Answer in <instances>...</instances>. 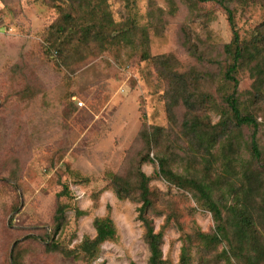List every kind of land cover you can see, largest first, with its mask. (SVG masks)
<instances>
[{
  "label": "rangeland",
  "instance_id": "374dc122",
  "mask_svg": "<svg viewBox=\"0 0 264 264\" xmlns=\"http://www.w3.org/2000/svg\"><path fill=\"white\" fill-rule=\"evenodd\" d=\"M229 5L243 42L264 45V0ZM232 37L217 0H0V264H148L138 168L150 178L147 217L164 233L165 264H180L186 247L189 264H237L243 249L227 241L208 249L197 238L214 230L213 216L193 191L160 173L157 155L175 172L203 177L228 204L236 202L233 183L258 175L254 229L264 242V95L256 96V76L241 71L238 90L241 109L259 123L260 160L248 145L253 127L230 124V137H240L236 153L223 138L210 157L189 148L183 103L172 116L167 110L184 89L172 73H184L213 98L196 114L220 130V91L230 88L224 46ZM155 127L162 133L154 160L142 162V133ZM226 152L239 157L232 172L224 170ZM116 177L131 184L128 198L117 195ZM107 216L116 234L89 258L81 245ZM52 243L59 250L49 251Z\"/></svg>",
  "mask_w": 264,
  "mask_h": 264
},
{
  "label": "trees",
  "instance_id": "16d2710c",
  "mask_svg": "<svg viewBox=\"0 0 264 264\" xmlns=\"http://www.w3.org/2000/svg\"><path fill=\"white\" fill-rule=\"evenodd\" d=\"M199 2H205L208 0H198ZM225 9L231 27L233 29L232 40L225 44L224 52L227 55L226 66L224 67L223 76L225 82L230 84V88L225 85L221 87V100L224 105L221 110V116L223 119L220 121V130L216 127H209L202 118L196 114L195 109L198 108L202 100H212V96L207 93L196 92L198 83H194L187 77L186 74L172 73L173 78L177 79L179 86H184L183 91L177 92L170 101L167 103L168 113L172 116L173 109L180 102L183 103L188 110L189 117L184 121L183 127L185 130V140L187 141L189 148L194 152H205L213 156L212 149L217 143L221 142L224 138L225 145L232 149L236 153V146H240V137L235 134L230 137L231 125L242 130L244 127H253V132L250 137V150L254 159L260 160L263 152L258 144V127L259 123L257 117L253 112H243L241 109V103L239 99V82L240 78L238 74L248 69L251 74L256 76L254 81V89L256 96L264 95V45H260L262 38H257V44L245 43L241 39V36L237 30H235V18L232 7L229 3L233 0H217ZM170 60H163L162 64L170 65ZM206 98V99H205ZM231 124V125H230ZM153 133L144 131L142 137L145 143V153L141 156V161L154 160L150 156V152L154 146V143L158 142V136L162 133L161 127H155ZM227 136V137H223ZM232 138V139H231ZM235 141V143H234ZM224 158V170L232 172L234 163L239 159L232 156L229 152H226L222 156ZM160 173L166 177L167 180L175 183L177 186L184 189L193 191L200 201H203L207 209L211 212L215 227L210 233L198 232L197 238L203 242V245L210 249L217 247L224 241H227L232 250L243 249L239 258H236L237 264H264V242L259 237L257 231L254 229L255 216H258L257 211L259 207L254 201V190L259 188L258 175L247 172L245 174V181L238 185L233 183L231 185L236 202L234 204H228L225 202V198L220 201L214 198L212 187L206 183L203 177H198L190 174H182L173 171L169 167V160L165 156L157 155ZM209 161L208 158H206ZM233 160V161H228ZM211 165L206 163V170L209 171ZM137 187L135 192L139 193L140 201L142 205L140 207L139 218L142 220L145 227V239L148 244L149 258L148 264H165L163 258V238L164 233L162 230H156L153 221L147 217L148 210L153 206L152 190L149 185L150 178L148 175L138 168L136 171ZM116 184V192L120 198H128L132 192L131 184L128 180L116 177L113 179ZM230 182V181H229ZM257 208V210H256ZM60 212V213H59ZM61 209L56 214L55 219L58 223H61ZM96 236L94 239H86L82 243V250L89 257L93 258L99 249V246L106 240L114 238L116 234V228L110 217L97 219ZM59 229V224L57 230ZM187 248V247H186ZM184 248L181 255L180 264H189L190 256L187 254V249ZM47 249L49 251L59 250L57 243L48 244ZM189 251V249H188ZM227 256V255H226ZM227 258H229L227 256ZM14 264L15 259H14ZM131 264H136L132 262Z\"/></svg>",
  "mask_w": 264,
  "mask_h": 264
},
{
  "label": "built area",
  "instance_id": "2783aa9c",
  "mask_svg": "<svg viewBox=\"0 0 264 264\" xmlns=\"http://www.w3.org/2000/svg\"><path fill=\"white\" fill-rule=\"evenodd\" d=\"M79 104H82V102H79Z\"/></svg>",
  "mask_w": 264,
  "mask_h": 264
}]
</instances>
